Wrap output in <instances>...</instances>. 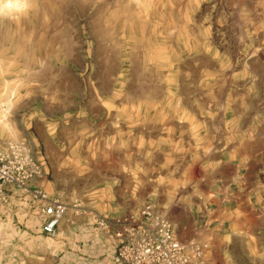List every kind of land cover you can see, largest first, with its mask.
<instances>
[{
	"label": "rangeland",
	"instance_id": "rangeland-1",
	"mask_svg": "<svg viewBox=\"0 0 264 264\" xmlns=\"http://www.w3.org/2000/svg\"><path fill=\"white\" fill-rule=\"evenodd\" d=\"M243 1L31 0L18 18L0 17V135L30 149L40 168L32 187L70 207L47 238L15 201L4 264H114L98 245L84 252L94 240L79 236L103 232L99 217L140 215L148 194L179 240L199 247L189 264H264V238L188 233L177 219L190 222L197 200H165L178 181L200 178L204 157L192 146L223 139L225 116L264 114V13H240ZM176 122L199 138L179 142L183 174L166 171L174 157L164 163Z\"/></svg>",
	"mask_w": 264,
	"mask_h": 264
},
{
	"label": "crops",
	"instance_id": "crops-1",
	"mask_svg": "<svg viewBox=\"0 0 264 264\" xmlns=\"http://www.w3.org/2000/svg\"><path fill=\"white\" fill-rule=\"evenodd\" d=\"M263 3L264 0H244L245 7H240L239 12L245 9L244 11L264 13ZM245 27H248L245 21L227 23L229 29ZM235 117L229 119L225 116L223 139L211 146H192L195 151L190 155L204 157L198 161L201 168L200 178L193 176L192 182L186 188L182 186V181H178L177 187L168 189L165 200H197L188 205L191 206L190 222H185L184 218L177 219L183 223L182 228L188 233H217L225 230L227 237L238 232V235L245 238H264V114L247 117L245 112L239 111ZM175 125H181L178 126L181 128L180 133L173 136L165 134L163 137L165 140L177 141L173 153L165 156L164 163H167L168 158L174 157L173 162L171 160L166 164L169 166L166 171L183 174L185 150L179 142L184 139L194 140L198 138V134L191 133L185 137L182 133L183 123L176 122ZM227 132H230L228 136ZM50 150L52 152L47 153L49 157L61 155L60 149ZM64 155L69 154L65 152ZM203 183L205 190L200 191L199 184ZM172 192L175 194L172 195ZM147 199L150 203L155 200L153 194H148ZM67 238L76 239L70 236ZM79 238L94 240L91 244L80 243L84 252L98 245L107 255H111L109 259L112 260L115 240L105 233H85L80 234ZM84 257L87 260V256Z\"/></svg>",
	"mask_w": 264,
	"mask_h": 264
},
{
	"label": "built area",
	"instance_id": "built-area-1",
	"mask_svg": "<svg viewBox=\"0 0 264 264\" xmlns=\"http://www.w3.org/2000/svg\"><path fill=\"white\" fill-rule=\"evenodd\" d=\"M39 174L30 149L0 135V264L13 254L11 246L17 241L18 226L8 218L15 201L21 211L26 210L37 220L47 238L56 237L70 209L60 197L32 187L31 181ZM74 208L76 214L85 212L80 206ZM97 223L103 233L115 240L114 264H189V249L195 254L200 252L192 242L189 246L183 244L172 223L157 215L150 202L138 216L99 217Z\"/></svg>",
	"mask_w": 264,
	"mask_h": 264
},
{
	"label": "clouds",
	"instance_id": "clouds-1",
	"mask_svg": "<svg viewBox=\"0 0 264 264\" xmlns=\"http://www.w3.org/2000/svg\"><path fill=\"white\" fill-rule=\"evenodd\" d=\"M31 7V0H0V17L18 18Z\"/></svg>",
	"mask_w": 264,
	"mask_h": 264
}]
</instances>
